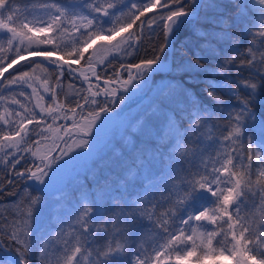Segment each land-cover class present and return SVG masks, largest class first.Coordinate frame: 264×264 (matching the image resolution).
I'll use <instances>...</instances> for the list:
<instances>
[{"label": "snow or ice", "instance_id": "obj_1", "mask_svg": "<svg viewBox=\"0 0 264 264\" xmlns=\"http://www.w3.org/2000/svg\"><path fill=\"white\" fill-rule=\"evenodd\" d=\"M229 4L232 11H226L217 0H141L139 6L131 4L127 22H119L116 12L124 13L113 2L101 4L99 0H83L82 4L64 5L61 0H41L38 5L41 15L29 21L27 14L18 13L14 0H0V32L14 53L7 64L0 57V77L9 67L26 59L24 53H27L43 56L55 66L57 84L65 73L69 78L83 77V82L89 83L85 89L87 95L70 101L75 107L64 109L63 103L58 105L66 113L78 115L79 120L73 119L71 128L63 125L59 142L54 140L52 147L44 152L39 145L49 137L42 132L30 137V131H26L34 121L36 127H40L38 113L13 97L11 103L19 105L22 111L11 113L6 108L5 112L17 119H5L0 115V121L11 126L0 130V152L8 158L0 163L15 171L24 159L18 153H28L31 158L28 163L32 167L25 166L23 171H15V175L33 182L31 191L9 192L19 197L13 201L12 219L0 212V247L7 239L16 246L17 253L0 257V264H32L33 252L42 248L41 242L46 235L52 237L51 232H46L49 194L65 185L66 173L85 167L87 161L103 159L111 152L125 158V163L131 161L133 172L115 188L108 181L99 183L97 173H91L89 179L94 187L91 190L86 186L81 188L78 204L72 212V220L79 228L74 229L77 232L73 236L74 243L69 246V241H64L63 264H81L82 259H89L90 264H188L193 257L196 264H203L209 256H224L225 253L235 264H264V112L257 116L250 106L257 102L264 105V51L261 50L264 49V0H229ZM77 8L81 11H76ZM154 8L161 11L153 16L145 15ZM202 9L204 15H201ZM208 10H213L212 14ZM133 25H136L134 34L128 32ZM69 28L79 33L77 43L80 46L66 45L62 49L53 37L34 35L48 32L59 35ZM125 32L128 37L119 48L124 59L118 68H112L111 75L102 76L91 63L88 64L96 81L93 90L88 76L84 73L77 76L72 64L84 60L85 53L97 40L111 43ZM182 32L185 33L183 43L190 42L192 35L204 38V43L187 60L177 62L175 45ZM80 37L84 39L81 41ZM156 37L159 43L152 45L150 57L147 54L140 57L138 53L144 42L152 44ZM243 37H249L246 45ZM225 39L245 50L205 67L207 57L201 54V49L212 48L217 58L224 56L223 50L217 49L212 41ZM3 50L0 45V51ZM59 51H64L69 61L52 60ZM256 52H260L259 59ZM132 53L137 56L129 60ZM168 53L173 56L171 64ZM237 61L239 69H247L250 76L238 81L236 88L228 89L230 99L237 101L238 111L235 114L231 109L228 111L225 140L246 146L239 152L232 148L231 151L237 153L235 157L226 154L222 162L211 166L200 168L193 164L191 168L174 169L162 181L167 196L162 192L159 199L155 196L149 199L144 193L155 187L151 171L154 162H164L167 155L170 166L178 151L190 161L187 154L192 150L183 146L184 141L198 144L199 138L193 140L190 133L201 132L214 112L227 107L217 95L221 89L215 79L209 78L226 77ZM110 67L112 61L104 65L103 71ZM158 74L164 77L160 82L154 80ZM28 78L29 72L20 69L4 83L32 87ZM198 84H206L205 98L192 92L190 86ZM241 89L246 92L242 93ZM32 91L35 93L36 89ZM148 93L151 95L147 102L137 103L134 111L128 112L123 107L128 101L138 96L143 98ZM19 95L23 96L24 92ZM194 95L196 100L191 108L183 111L184 98ZM51 99L55 104L54 92ZM0 100H7V97H0ZM35 107L46 114L42 117L45 121L58 112L57 108H44L39 103ZM177 109L181 110L179 116ZM52 120L55 122L56 116H52ZM248 122L259 130V141L254 134H249ZM52 127V123L47 124L48 129ZM72 129L75 132L70 136ZM37 136L39 139L35 138ZM69 141L79 151L68 147ZM196 154L192 152L193 157ZM254 166L256 172H253ZM144 181L149 182L147 186ZM4 183L0 180V193L5 190ZM7 183L12 185V179ZM257 195L261 205L258 224L256 212L244 209L246 201ZM148 204L152 207L148 208ZM112 228L117 230L112 231ZM141 229L157 234L152 255L138 245ZM63 231L61 227L60 232ZM214 241L216 247H213ZM40 257L43 264L47 259L43 251Z\"/></svg>", "mask_w": 264, "mask_h": 264}, {"label": "trees", "instance_id": "obj_2", "mask_svg": "<svg viewBox=\"0 0 264 264\" xmlns=\"http://www.w3.org/2000/svg\"><path fill=\"white\" fill-rule=\"evenodd\" d=\"M16 2H18V0H14ZM41 2V0H29L27 2H23L22 4H28L26 5V7H29L31 5H39V3ZM217 3L221 4L222 6L225 7L226 11H232L233 9H231V6L229 4V0H217ZM161 9L158 8H154L152 9L151 12L146 13V16H153L156 13L160 12ZM205 10L202 9L201 10V15H204ZM209 14H212L213 10H208ZM87 14V11L85 10V13ZM27 19L29 21L34 20L36 18H33V16L31 15H27ZM145 17H141V20H144ZM140 22L137 21V24H139ZM34 26V25H33ZM134 30L136 32V25H133V27L130 30ZM187 31V29L185 30ZM232 31H238V29H232ZM253 31H256V29H253ZM84 38L80 37V40L82 41ZM185 39V33L182 32L180 34L179 39L176 41V45H175V60L177 62H182L187 60L189 57L192 56L193 51L197 50L199 48V46L201 44L204 43V38L196 36V35H192L191 41L188 43H183ZM249 39V37H243L242 40L245 43V45L247 44V40ZM58 44H60V47L63 49L65 48V46H80L77 43V38L75 39H70L69 42H57ZM159 43V37H156L153 39L152 44H149L147 41L144 42V45L140 48V52L138 53V55L140 57L145 56L146 54L151 55V49H152V45ZM212 43L215 45V47L217 49H221L224 52V56H221L219 58H217V56L214 54L213 49L212 48H205V49H201V54L205 55L207 57V63H205V67H209L210 65L219 63L222 59H224L226 56L228 55H236L237 52H243L245 49L244 48H237L233 45H231V42L227 39L225 40H213ZM0 45L7 46V40L6 38H1L0 37ZM256 47L259 48V42L257 41ZM3 51H0V57H3L5 60V64H7L8 62H10L11 57L14 55V53H12V51H8L6 48H3ZM89 50V49H88ZM262 51H264V49H261ZM59 54H61L63 57L65 58H69L68 56L64 55V51H59L57 52ZM88 53V51L85 53ZM256 57L257 59H259L260 56V52H256ZM137 56L136 53H132L129 56V60L131 59H135ZM173 59V56H172ZM122 59L118 58V57H113L112 59H110V61H112V67L108 68L107 72H102L100 71L99 74H101L102 76H106V75H111L112 72V68H118L120 65ZM31 63L33 62L34 65H36L39 68H43L46 71H48L51 75V81H53L55 79V67H49L46 66L42 63L39 62H34V61H30ZM85 60H80L79 63H77L78 65H83L85 66ZM202 63H204V61H202ZM88 65V64H86ZM239 62L237 61V65L233 66L231 71L227 74V76H223L225 78V80L230 83L233 88L237 87V82L250 76V73L247 69H244L243 71H241L239 69ZM20 66V67H19ZM17 70L25 67L23 64L19 65ZM14 73V71H10L5 79L3 80V83L6 79H9V77ZM69 76H65L63 77L62 80V85L61 87L57 90V95L55 96V99L59 100L60 103H52V99L51 96L53 94V84L51 86H48V92L44 93V90H40V94L41 97H43L42 99V104L44 108H48L49 106L53 107V108H57L58 112H54L52 113V116H56V120L60 121L61 116H63L65 112V110L59 109L58 105L63 103L64 104V109H68L70 107H75L74 104H71L70 101L73 99H77L79 97V95H87L88 93L85 92V89H87V87H85L84 85H82L81 83H75V89L72 90V87H68L66 85V81L68 79ZM219 77L221 76H217V77H210L209 79H215V81L219 80ZM161 78L163 77V74H158L157 76L154 77V80L156 82H160ZM51 83V82H50ZM50 83H48L47 85H50ZM192 88V92L195 93L196 95L200 96L201 98H205L206 97V93H204L203 89L206 87V84H198V85H191L190 86ZM16 88V87H15ZM46 88V87H45ZM44 88V89H45ZM220 88V87H219ZM18 88H16L17 90ZM221 89V88H220ZM25 91V90H22ZM73 91V92H72ZM72 92V93H71ZM242 93H245L246 90L241 89ZM19 93L20 91H16V96L17 98H19ZM228 90H219L217 92V95H219L227 104V107L221 108L219 111H216L212 114L211 120L208 123L210 125V127L213 129V131L216 132V137L218 138H225L228 133L225 130L226 126H228L229 121L227 119V114L228 111L231 109L233 111V114H235V111H238L236 105H237V101L234 99H230V96L227 94ZM25 94V92H24ZM150 93H148V95L143 96V98H139L136 99L132 102L129 103V105L126 107V111L131 112L134 111L137 103H145L147 102L145 99L148 98V96ZM210 99V98H209ZM259 99V98H258ZM20 101H22V98H19ZM32 99L29 98L28 99V104L33 108L32 111H35L36 113H38L37 115V119L40 120V127H46L48 123H52L55 124V122H53L52 120V116H48L47 120L45 121V119H43L42 117H44L46 114L45 113H40V109H37L35 107V105L33 104V102L31 101ZM196 100V96L194 95V97L189 101V103L184 102V108L183 111H188L191 106H192V102ZM26 102V99H25ZM251 107L254 108V110L257 113V116L260 115L261 112H264V105L260 104V103H255L253 105H250ZM120 107V106H117ZM79 109H77L78 111ZM70 114V112H67L66 115L68 116ZM181 114V110L177 109V115L179 116ZM55 120V121H56ZM79 120V118L77 119ZM72 123V122H71ZM249 123V134H252L253 129H255V127H253L252 122H248ZM11 126H6L4 124H0V130H4V129H8ZM36 123L35 121L32 124H29L27 126L26 131H32L31 134L34 132V130H36ZM30 134V135H31ZM23 135V134H22ZM192 136V133H190V137ZM193 139V137H191ZM184 147L190 148L192 145L191 142H189L188 140L184 141ZM241 147V149L243 147H245V144H240L239 145ZM253 147H256V144H253ZM8 150V149H7ZM190 153V152H189ZM189 153L187 154L188 157ZM114 156V158H113ZM29 161V160H28ZM28 161H25L23 163H21L20 165H17L16 170L15 171H22L24 170V167L27 166L29 167L30 163H28ZM168 157L167 155H165L164 158V162H161L160 160L155 161L157 163L156 167H155V173L152 174V180L154 182H157L159 184H162V181L164 180L165 176L169 173L172 172L174 169L175 170H179L181 168L187 169L186 164L184 165V163L189 162V159L185 158V154L182 151H178L175 155V157L172 158L171 160V165L168 166ZM196 166H202L201 165V161H197L195 160L193 162ZM131 161H128L127 163H125V158L123 157H118L116 155L115 152H111L108 153L107 155H105L103 157V159H93L90 161H87V164L85 167L83 168H78L76 171H71L70 173H75L74 177L69 179L67 182H65V185L61 186L59 191H54L52 193L49 194L48 200H49V206L46 209V216H47V222H46V232H51L52 234L57 232L61 226H62V218L65 216L66 214V210L67 208L70 206V203L72 202V200H76L79 201V197H80V191L81 188L86 186L87 189H93L94 187V182L89 179V176L91 175V173L93 171H95L97 173V180L99 181V183L103 184L105 181H108L109 183L112 184V186L115 188L116 186H118V184L127 179L130 174L133 172V168L130 166ZM15 171L5 167L2 163H0V180H3L5 183L3 184L4 187V192L0 193V212L4 213L5 216L9 217V219H12L13 217L10 215V212H14L15 209L13 208V201L19 199V197L16 196H12L9 195V192H16V193H23L26 189L27 191H31V187L30 185L32 184L30 180H27L26 178H21V177H14L12 179L13 183L12 185H8L7 181L10 178V175L12 173H14ZM174 174V173H173ZM75 178L77 179V181L75 180ZM253 180H255V175H253ZM148 181H144L145 186L148 185ZM163 188L164 186L161 187V192L158 194H155L154 196L156 198H160L161 193L163 192ZM141 192H143V189H139ZM148 191H150V188L148 189ZM146 196H148V198L150 199L151 196L148 193H144ZM164 196H167V192H163ZM148 208H151L152 205L148 204L147 205ZM163 209H161L162 211ZM249 213L255 211L256 212V222L258 224L259 221V211L254 210H245ZM92 223H96V221H92ZM112 230V229H111ZM48 236H45V240L41 242L42 244V248L43 245L46 241V238ZM215 242V241H214ZM3 245L6 246L8 249L12 250L14 253L15 252V245L7 240L4 239L2 241ZM216 247V244H215ZM41 249L36 250L33 252L32 254V264H42L41 261V257H40V252L43 251ZM17 254V253H16ZM0 257L3 258H7V254L5 253V251L0 247ZM47 257V256H46ZM210 258V256L208 257V259ZM220 259L224 260V261H232L230 256H228L227 253H225L224 256H219ZM43 264H60L56 259L50 260L48 257L47 259L43 262ZM87 264H90L89 259H87Z\"/></svg>", "mask_w": 264, "mask_h": 264}, {"label": "rangeland", "instance_id": "obj_3", "mask_svg": "<svg viewBox=\"0 0 264 264\" xmlns=\"http://www.w3.org/2000/svg\"><path fill=\"white\" fill-rule=\"evenodd\" d=\"M27 1H29V0H18V2L14 1L15 6L18 10V13L21 16H23L25 14L31 15V16H33V18H37L38 16H40L41 13L38 11L37 5H31L29 7H26V5H28V4H22L23 2H27ZM106 2L116 3L118 8L121 9L124 13V15H121L120 11L116 12V16L119 17V22H127L128 15L130 14L129 9H130L131 4L137 3V5L139 6V4L141 3V0H99V3H101V4H106ZM61 3L64 5H78V4H82L83 0H61ZM76 11H81V9L77 8ZM113 21L115 23V17L113 18ZM107 26H109V25H106V27ZM115 26H118V23H116ZM128 32H131L133 34L135 33V31L133 29L132 30L129 29ZM128 32L122 33L121 36H118L116 38V40L112 41L111 43H109L108 41H104V40H97L96 43L91 48H89L88 53L86 54L85 59H84L86 62L85 64L91 63L93 66L96 67L98 73H100V71H102L104 73L103 67H104V65L107 64L108 61H110V59H112L113 57H118L120 59H124V57L122 56V54L119 51V48L123 45L124 40L127 39ZM105 34H107V33H105ZM34 35H37L40 37L48 35V36H51L54 39H56V42L64 43V42H69V40L71 38L72 39L77 38L79 36V33H75L72 31L71 28H69V30L66 33L61 32L59 35H57V33H54V32L34 33ZM0 37L4 38L2 32H0ZM3 48H6L8 51H11L9 49L8 45L4 46ZM24 54H27V53H24ZM22 64L25 67H23L21 69L29 72L28 84H31L32 87H28L27 85H24V86H18V85L8 86L5 83H2V85L0 87V97H7V100H0V115L4 116L5 119L15 120V119H17V117L15 115L9 116L8 112L15 113V112L22 111L20 109L19 105H15V104L11 103V100L13 99V97L15 99H18V100H19V98H22L23 100L21 101V103H23L25 105V107L28 108L29 110H33V108L28 104L29 98L32 99L31 101L33 102V104L35 106L37 105V103H39L41 106H43L42 99H40L41 94L39 91L44 90L45 87L48 89V86H51L53 84V92L55 93V96H56L57 92H58L57 90L62 85V80H63L64 76L61 78L60 84H57L56 83V80H57L56 72H55V79L53 81H51V75L45 69L37 67L36 65H34L33 62L31 63L30 61L24 62ZM75 65L78 66L77 63H75ZM18 68H15L13 70L14 71L13 74H18V70H17ZM107 71H108V69H107ZM65 76H68L67 73H65ZM9 78H11V76ZM162 79L163 78H161V80ZM48 83H50V85H47ZM75 83H81L82 85H84L80 79L68 77V79L66 81V85L68 87H72V90L75 89ZM216 83L223 90H228L229 87L233 88V86L230 83H228L223 76L219 77V80L216 81ZM95 84H96V81L92 80L91 85H92L93 90H95ZM84 86L89 87L88 84H86ZM15 87L18 89L16 90ZM101 87H102V85H101ZM33 88L36 89L35 93H33V91H32ZM22 90H25V91H22ZM16 91L25 92V94L23 96L19 95V98H17ZM47 92H44V93H47ZM149 95H151V93ZM193 97L194 96H191V98L185 97L183 100V103L184 102L189 103V101ZM25 99H26V102H25ZM147 99H145V100L147 101ZM56 103H60L59 100H58V102L56 100ZM6 108L8 109V112H5ZM36 108L39 109V107H36ZM77 113H79V110L77 111ZM59 118H60V121L56 120L55 124H53L52 129H48L46 126L45 128L44 127L37 128L32 133V134H34L36 132H42L44 135L49 137V139L46 142H42L39 145L41 152H44L47 148H51L54 140L56 142H59L58 137L61 136L63 131H64L62 126L65 124H67V126L71 125L72 120L73 119L77 120L79 118V116L78 115L73 116V114L70 112V114L68 116L66 115V113H64L63 116H61ZM0 124L2 125L3 121H0ZM6 126H10V125H6ZM57 129L59 131H57ZM31 132H30V134H31ZM252 134H254L256 137V140L259 141L260 132L257 128L253 129ZM31 135H30V137H31ZM69 135L71 136L72 133ZM216 135H217L216 132L213 131V129L210 127L209 124L207 125V127L202 129L201 132L192 133L191 137H193V140L198 137L200 142L198 144L192 143L193 146H191L189 148L192 150L189 153L191 162L190 161L186 162V163L183 162V164L184 165L186 164L187 168H191L192 165L194 164L193 162L195 160H197L198 162L201 161L202 166H200V168H203L205 165L211 166L212 164H216L217 161L222 162L223 157L226 154L231 153L235 157L237 155V153H233L231 151L232 148H237V151L239 152L241 147L239 145L232 144L231 141L225 140V138H218V137H216ZM35 138L39 139L38 136ZM65 139H67V137ZM20 147L23 148V143L20 144ZM68 147H71L73 151H79V149H76L74 146L71 145V141H69ZM8 151L12 152L13 150L8 149ZM84 151H88V150L85 149ZM192 152H196L197 154L193 157ZM18 155L24 157V159H22L21 163L31 159L30 155L24 151H20L18 153ZM113 158H114V156H113ZM4 159H8V158L3 156V152H0V160H4ZM234 162H236V161H234ZM156 165H157V163L154 162V167H152V170H151L152 174L155 173ZM217 166H218V164H217ZM29 167H32L31 163H30ZM256 171H257V169L254 166L253 172H256ZM70 172L71 171L66 173V177H67L66 182L69 179L73 178L75 175L74 172L73 173H70ZM14 174H15V172L10 175L9 179H11V176ZM75 180L77 181L76 178H75ZM31 183H33V182L31 181ZM162 186L165 187V185L163 183L159 184V183L155 182V187L150 188V191H148L147 193L150 194V196L152 197L155 194H158L161 192ZM254 191H255V189H254ZM77 204H78V201L72 200V202L70 203V206L66 210L65 216L61 220V222H62L61 227L64 229V231L60 232V229H61L60 228L57 232L52 234L51 238L47 237L46 241L43 245V248H42L43 252L45 253V256H47L50 260L56 259L60 264H63L64 248H65L64 241L68 240L69 246L71 245V243H74L73 236L77 234V232H75L74 229L79 228V225L75 224L72 220V212H73V209L76 207ZM254 205H255V207H254ZM260 207H261V205L259 203L258 195L256 197H250V199L248 201H246V204L244 205V209L248 210V211H250V210L252 211L254 209L256 211H259ZM145 223H147V221H145ZM116 230H117L116 228H112V231H116ZM57 233H60V234L57 235ZM156 239H157V234L155 232H151L148 229H141L140 230V236L137 237V242H138V245H142L143 248L147 250L149 255H152V248L155 247ZM213 247H215V242H213ZM198 254H199V251H198ZM81 264H87V259H82ZM188 264H196L195 258L194 257L190 258ZM203 264H235V262L233 260L231 262L230 261H224V260L220 259L219 256H210L209 259L206 258L204 260Z\"/></svg>", "mask_w": 264, "mask_h": 264}, {"label": "water", "instance_id": "obj_4", "mask_svg": "<svg viewBox=\"0 0 264 264\" xmlns=\"http://www.w3.org/2000/svg\"><path fill=\"white\" fill-rule=\"evenodd\" d=\"M24 55L26 56V59H21V60L19 61V63L14 64V65H12L11 67H9V68L7 69V71L4 73V75H3L2 77H0V84H1V82H2V80H3V78L6 76V74H7L11 69H13L14 67L20 65V64L23 63V62L29 61V60L38 61V62L44 63V64H46V65H48V66H54V65H51L48 61H46L45 57H43V56H31V55H27V54H24ZM168 55H169V63L171 64V61H172V54H171V53H168ZM60 57H62V55H60V54H58V53H55V54L52 56V60H54V61H59L60 63H65V61H69V59H67V58H65V57H63V60H60ZM72 67L75 68L74 64H72ZM77 76H79V73H78V72H77ZM79 79L82 81L83 77H80ZM129 102H130V101H128V103H129ZM128 103L125 104L123 107L125 108V107L128 105ZM69 128H71V126H70ZM72 132H75V129H74V130L72 129ZM70 133H71V132H70ZM62 135H63V134H62ZM2 245H3V244H2ZM1 248L6 252L7 256H8L9 254H11L12 256H16L15 253H13L10 249H8L7 247H5L4 245H3Z\"/></svg>", "mask_w": 264, "mask_h": 264}, {"label": "bare ground", "instance_id": "obj_5", "mask_svg": "<svg viewBox=\"0 0 264 264\" xmlns=\"http://www.w3.org/2000/svg\"><path fill=\"white\" fill-rule=\"evenodd\" d=\"M47 61V60H46ZM74 66H75V69L77 70V72L78 73H84L85 75H87L88 76V78H89V81L90 82H92V80H95V78L92 76V69L91 68H89V66L88 65H85V66H81V67H78L77 65H75V63H74ZM94 68H95V70H96V72H97V69H96V67L95 66H93ZM98 73V72H97ZM82 82H83V79H82ZM83 84L84 85H86V84H88L89 85V83H87V82H83ZM102 85V84H101ZM103 86V85H102ZM88 88V87H87ZM74 130V129H73Z\"/></svg>", "mask_w": 264, "mask_h": 264}]
</instances>
